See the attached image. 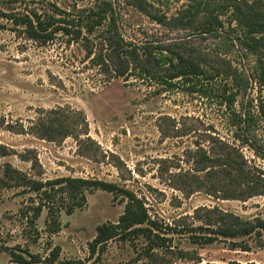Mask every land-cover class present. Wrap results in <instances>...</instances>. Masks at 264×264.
Listing matches in <instances>:
<instances>
[{"label":"rangeland","instance_id":"1","mask_svg":"<svg viewBox=\"0 0 264 264\" xmlns=\"http://www.w3.org/2000/svg\"><path fill=\"white\" fill-rule=\"evenodd\" d=\"M104 1L113 4L111 21L90 35L82 18V36L76 40L65 34L48 42L35 40L0 21V144L11 151L0 158V167L9 163L43 182L72 177L126 188L144 202L152 220L174 231L165 236L171 238L170 246L147 253L143 239L113 240L100 258H90L88 244L97 226L118 221L122 198L102 191L89 194L85 208L71 216L62 213L61 231L49 234L46 212L35 226L30 224L32 211L27 214L26 209L36 206L34 196L2 189L0 249L20 245L47 258L59 246L58 263L264 264L257 236L220 238L204 246L192 238L208 233L199 228L215 221L216 212L250 222L264 219V196L240 192L258 171L264 172V33L256 52L247 49L240 41L252 45L249 35L238 26L232 7L220 9L223 0ZM140 1L149 13L165 17V24L149 17ZM99 2L0 0V9L77 22ZM241 2L245 14L264 12V0ZM214 16L222 26L201 32L203 25L214 26ZM80 26L73 30L81 31ZM111 29L130 49L138 48L141 65L153 71L159 69L148 54L162 47L200 64L207 72L201 80L209 96L190 90L192 83L170 88L133 66L119 77V61L103 38ZM58 116L78 120L79 131L56 142L41 140L32 131L39 120ZM245 117L248 128L239 123ZM23 154L34 159V168L22 160ZM234 242L251 250L234 248ZM0 263H10L8 252L0 253Z\"/></svg>","mask_w":264,"mask_h":264},{"label":"trees","instance_id":"2","mask_svg":"<svg viewBox=\"0 0 264 264\" xmlns=\"http://www.w3.org/2000/svg\"><path fill=\"white\" fill-rule=\"evenodd\" d=\"M223 2L220 9L230 7L234 9L235 20L238 26L246 30L252 45L248 44L246 40L239 41L250 51L256 52L255 46L263 40L260 39V35L264 33V12L255 10L254 13L245 14L246 12L243 11L244 8L241 5V0H223ZM144 3L143 1L139 2L142 10L152 19L165 24V17L149 13L148 8L144 7L146 6ZM114 14L113 4L100 0L99 3L95 4L94 8L89 10L87 15L79 16L77 22L75 19H69V17L57 18L56 15L42 17L36 11L20 14L12 13V11L6 12L3 9H0V21H7L15 31L19 28L23 29L24 33L31 39L48 42L53 40L58 34L75 36L73 40L81 38L83 29L80 26V20L82 18L84 19L83 26L87 34L92 35L96 30L101 29L108 19L111 21ZM193 16L194 14L185 22L192 24ZM213 23L214 26L203 25L201 32L207 33L217 30L222 26V22L218 16L213 17ZM78 26L81 27V31L75 32L73 28ZM108 33L112 34L109 36L105 35L103 38L108 42L114 52L115 58L119 61V69L116 70L119 77H125L130 70V66H133L132 68L139 71L140 74H144L170 88H178L179 84L192 83L190 90L200 92L205 97L209 96L206 86L203 84V80H201L207 76V72L200 64L182 55L180 51L171 47H162L157 52L149 53L148 55L152 61H149V58L148 61L159 69L157 72V70L153 71L148 66L141 65L142 60L138 48L130 49L125 45L122 38L116 37V33L112 29ZM123 62H126V67L121 69ZM194 85L195 87H193ZM65 118L68 117L64 116V118H61L58 116L50 118L48 121L39 120L34 125L35 127L32 131H34V134L39 139L49 142L65 139L72 136L73 132H76L79 127L78 120ZM239 123L240 126L244 125L245 128H248V117H245L243 120L239 119ZM84 125L88 128L86 119L84 120ZM84 135L87 134L85 133ZM253 150L256 151L257 149L253 148ZM10 152L9 147L0 144V158L9 156ZM21 156L23 161L31 162L33 168L35 167L34 159L23 157L24 154ZM258 173L254 177V181L240 187L241 195L248 197L264 196V172L258 171ZM2 189H17L21 190V195L28 194L34 196L31 202L35 203L36 206L26 209L27 214H31L30 211H32L30 224L35 226L43 212H46L45 232L49 234H57L61 231L63 227L61 221L62 213L71 216L76 210L84 209L87 205V195L89 194L102 191L113 194L115 198H122L125 205L118 221L116 223L107 222L97 226L96 237L88 244L90 258L96 255L100 258L106 250L107 244L113 240L131 242L134 238L143 239L146 243L145 250L147 253L158 248L165 249L170 246L171 238L165 236L173 230L169 226L163 227L157 221L152 220L144 202L136 194L114 183L72 177H62L43 182L35 180L27 173L14 168L9 163H5L0 167V192ZM214 220L210 219L205 223L207 228H199L200 230L204 229L208 233L192 235L194 243L204 246L213 244L220 238L235 240L257 236L259 237L257 242L258 247H264L260 239L261 237L264 238V219L258 218L250 222L233 214L216 212ZM212 222H215L217 225ZM212 226L216 227L212 228ZM166 231L167 233H165ZM232 246L245 252L251 250L247 244L243 245L242 243L234 242ZM3 251L9 253V264H83L81 261L58 263L61 255V248L59 246L54 247L47 258L32 253L29 249H24L20 245L13 248H1L0 253Z\"/></svg>","mask_w":264,"mask_h":264}]
</instances>
